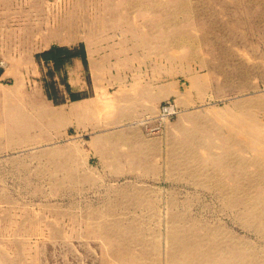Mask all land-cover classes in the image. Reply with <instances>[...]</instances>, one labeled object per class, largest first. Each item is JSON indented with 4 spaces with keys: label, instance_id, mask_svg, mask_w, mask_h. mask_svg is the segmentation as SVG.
I'll return each mask as SVG.
<instances>
[{
    "label": "rangeland",
    "instance_id": "rangeland-1",
    "mask_svg": "<svg viewBox=\"0 0 264 264\" xmlns=\"http://www.w3.org/2000/svg\"><path fill=\"white\" fill-rule=\"evenodd\" d=\"M0 264H264V0H0Z\"/></svg>",
    "mask_w": 264,
    "mask_h": 264
},
{
    "label": "trees",
    "instance_id": "trees-1",
    "mask_svg": "<svg viewBox=\"0 0 264 264\" xmlns=\"http://www.w3.org/2000/svg\"><path fill=\"white\" fill-rule=\"evenodd\" d=\"M41 56L46 60L50 61L54 64L55 68H59L60 66H65L67 62H69L73 57L82 56L83 54L76 52L74 49H70L64 46L53 45L48 50L44 51ZM84 61L86 62V58L84 57ZM81 95L71 94L72 99H78Z\"/></svg>",
    "mask_w": 264,
    "mask_h": 264
},
{
    "label": "crops",
    "instance_id": "crops-1",
    "mask_svg": "<svg viewBox=\"0 0 264 264\" xmlns=\"http://www.w3.org/2000/svg\"><path fill=\"white\" fill-rule=\"evenodd\" d=\"M87 61H88V63H90V57H89V55H87ZM82 63H83L82 58H80V57H74V58H72V66L68 67V69L73 67V71L72 72L71 71L69 72L70 77H71V73L72 74L74 73V75H76V70H78L80 68V65L83 66ZM83 88H84V85L82 84L80 89H83Z\"/></svg>",
    "mask_w": 264,
    "mask_h": 264
},
{
    "label": "bare ground",
    "instance_id": "bare-ground-1",
    "mask_svg": "<svg viewBox=\"0 0 264 264\" xmlns=\"http://www.w3.org/2000/svg\"><path fill=\"white\" fill-rule=\"evenodd\" d=\"M49 113H54L52 110H48Z\"/></svg>",
    "mask_w": 264,
    "mask_h": 264
}]
</instances>
